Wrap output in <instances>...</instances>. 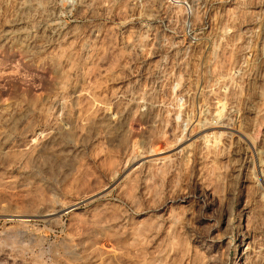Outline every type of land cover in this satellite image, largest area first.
Here are the masks:
<instances>
[{
    "label": "rangeland",
    "instance_id": "rangeland-1",
    "mask_svg": "<svg viewBox=\"0 0 264 264\" xmlns=\"http://www.w3.org/2000/svg\"><path fill=\"white\" fill-rule=\"evenodd\" d=\"M242 263L264 0H0V264Z\"/></svg>",
    "mask_w": 264,
    "mask_h": 264
},
{
    "label": "bare ground",
    "instance_id": "bare-ground-1",
    "mask_svg": "<svg viewBox=\"0 0 264 264\" xmlns=\"http://www.w3.org/2000/svg\"><path fill=\"white\" fill-rule=\"evenodd\" d=\"M211 125H209V127H210ZM212 128H214L213 126H212ZM215 132H217L218 133V131H213V132H210V133H212L211 135H215L216 133ZM208 134V133H207ZM205 136H207V135H204V138H205ZM212 137V136H211ZM214 137V136H213ZM202 138H203V135H202ZM210 138H208V140H209ZM216 139V138H215ZM203 141V140H202ZM205 141V140H204ZM206 142V141H205ZM139 160V159H138ZM206 204V203H205ZM245 224V223H244ZM246 237H247V235H246ZM247 249V248H246ZM243 264V263H242Z\"/></svg>",
    "mask_w": 264,
    "mask_h": 264
}]
</instances>
